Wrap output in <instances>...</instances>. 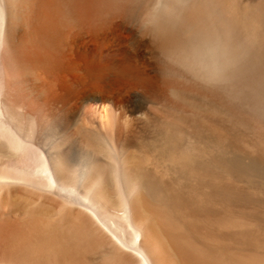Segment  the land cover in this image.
I'll list each match as a JSON object with an SVG mask.
<instances>
[{
    "label": "bare ground",
    "instance_id": "6f19581e",
    "mask_svg": "<svg viewBox=\"0 0 264 264\" xmlns=\"http://www.w3.org/2000/svg\"><path fill=\"white\" fill-rule=\"evenodd\" d=\"M10 1L0 264H264V0Z\"/></svg>",
    "mask_w": 264,
    "mask_h": 264
},
{
    "label": "snow or ice",
    "instance_id": "6c2138e0",
    "mask_svg": "<svg viewBox=\"0 0 264 264\" xmlns=\"http://www.w3.org/2000/svg\"><path fill=\"white\" fill-rule=\"evenodd\" d=\"M181 3H187L189 0H180ZM161 6H167L162 3ZM6 42V36L0 38V46ZM14 65L11 60L7 57L3 58V63H0V74L3 73L5 69L12 70ZM207 80L210 84L214 86H219L227 88L234 80L233 73L231 71V62L223 61L216 64L212 70L207 75Z\"/></svg>",
    "mask_w": 264,
    "mask_h": 264
},
{
    "label": "rangeland",
    "instance_id": "374dc122",
    "mask_svg": "<svg viewBox=\"0 0 264 264\" xmlns=\"http://www.w3.org/2000/svg\"><path fill=\"white\" fill-rule=\"evenodd\" d=\"M12 1L13 0H11L10 3L13 4L14 11H16V14L21 18H27L34 14V12L39 9L40 2H42V0H20V2L19 0H14L15 2Z\"/></svg>",
    "mask_w": 264,
    "mask_h": 264
},
{
    "label": "clouds",
    "instance_id": "9594fccd",
    "mask_svg": "<svg viewBox=\"0 0 264 264\" xmlns=\"http://www.w3.org/2000/svg\"><path fill=\"white\" fill-rule=\"evenodd\" d=\"M117 0H91V10L95 11L99 4H103L105 8H112ZM6 57L3 53H0V63H3V58Z\"/></svg>",
    "mask_w": 264,
    "mask_h": 264
}]
</instances>
